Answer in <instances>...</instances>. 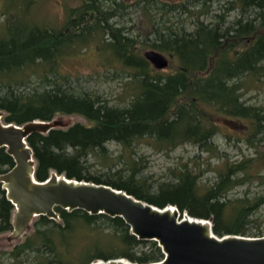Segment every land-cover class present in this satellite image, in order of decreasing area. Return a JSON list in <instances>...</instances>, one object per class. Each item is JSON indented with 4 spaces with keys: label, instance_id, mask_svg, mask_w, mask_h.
Returning <instances> with one entry per match:
<instances>
[{
    "label": "trees",
    "instance_id": "trees-1",
    "mask_svg": "<svg viewBox=\"0 0 264 264\" xmlns=\"http://www.w3.org/2000/svg\"><path fill=\"white\" fill-rule=\"evenodd\" d=\"M42 2L0 0L3 118L22 124L78 113L89 123L28 134L36 179L56 171L106 183L158 206L173 204L209 218L218 235L264 234L259 222L255 232L249 226L264 210V150L258 147L264 142V103L244 98L264 81V0H63L60 23L40 18ZM131 5L147 15V38L126 26ZM191 17L189 29L185 21ZM145 47L168 54L173 69L155 68L143 55ZM89 50L97 53L101 66L125 75L118 97H128L125 103H111L72 84L73 77L61 69L65 59ZM215 116L245 122L241 137L255 148L253 154L222 155L209 183L202 181L204 168L184 162L149 192L145 177L138 174L142 155L133 146L147 140L157 151H168L190 143L214 152L221 127ZM109 142L130 154L111 155ZM92 156L110 169L121 161L124 166L114 172L123 173H91ZM12 164V156L0 147V172ZM252 184L259 190L252 191ZM13 210L0 182V232L12 229ZM56 210L59 219L35 216L29 231L7 250L10 260L5 264H90L117 257L149 262L164 256L156 240L138 238L119 215Z\"/></svg>",
    "mask_w": 264,
    "mask_h": 264
},
{
    "label": "water",
    "instance_id": "water-1",
    "mask_svg": "<svg viewBox=\"0 0 264 264\" xmlns=\"http://www.w3.org/2000/svg\"><path fill=\"white\" fill-rule=\"evenodd\" d=\"M143 55L157 69L169 63L167 55L154 48L144 50ZM60 123L51 118L17 124L5 120L0 109V147H5L13 158V164L0 172L6 198L14 205L9 239L20 238L39 214L59 219L57 206L81 208L121 216L132 233L141 239L156 240L164 253L157 261L117 257L98 258L90 264H264V234L218 235L209 218L193 216L173 204L158 206L106 183L69 178L56 171L44 180L36 179V159L27 136L33 131L47 132Z\"/></svg>",
    "mask_w": 264,
    "mask_h": 264
},
{
    "label": "rangeland",
    "instance_id": "rangeland-1",
    "mask_svg": "<svg viewBox=\"0 0 264 264\" xmlns=\"http://www.w3.org/2000/svg\"><path fill=\"white\" fill-rule=\"evenodd\" d=\"M40 7V18L42 20H48L50 22L60 23L64 18L63 12V0H43ZM68 1V0H66ZM74 1V0H72ZM177 1V0H169ZM130 13L125 16L126 26L132 28V32H140L141 38H147L148 32L150 30V24L148 23L147 15H144L142 9L138 5L130 6ZM234 14V13H233ZM191 18H187L185 21V26L187 28H192ZM150 47H145L146 50ZM169 58V63L164 69L166 71L172 70L174 67L170 56L166 54ZM100 59L94 50L85 51L73 57H69L64 60L62 70L69 73L71 77L69 78L72 84H78L82 89H88L99 93L102 97H105L111 103L123 104L128 100V97L124 99H118L122 95V85L121 81H124L125 75L118 70L117 73L114 72L113 67L101 66L99 63ZM108 74V75H107ZM244 98L252 103L260 104L264 103V81L259 82L255 87H251L245 94ZM61 121L58 125L60 127H66L74 122L89 123V121L82 115L78 113H58L54 116ZM215 122L221 124L219 132L214 137V142L216 143V148L214 152L211 151H201L197 146L185 143L177 146L172 150H160L154 149L147 140H142L141 142L133 146V150L142 155V167L138 172L139 175H143L146 179L145 185H147L149 192H154L157 188V183L167 180L172 177V169L182 166L184 162H188L189 165L205 169L202 181L209 183L214 178L213 167L217 166L221 161V156H229L230 158L239 157L242 153L252 155L255 148L247 145L243 140L242 133L246 128L245 122L240 119H226L224 117L215 116L213 117ZM230 134L228 137L226 134ZM261 150H264L263 144H258ZM107 151L111 155H117L123 153V156L129 155L128 150L115 142H109L107 145ZM209 162V163H208ZM89 171L91 173H113L123 171L119 170L114 172V169L124 166L120 161V165L110 169L109 165H102L98 162V159L92 156L89 159ZM122 168V167H121ZM143 168V169H142ZM127 169V168H125ZM126 174V172H124ZM257 184H252L250 186L252 191L259 190L260 186ZM237 190H242V187L236 188L232 193ZM264 210L259 211L255 216L257 220L250 223L249 226L252 228L253 232L257 229L255 225L259 222L260 230L264 231ZM263 212V213H261ZM261 213V214H260ZM260 214V215H259ZM29 227L26 232L29 231ZM11 230L0 232V263H7L10 258L8 256L7 250L11 248L14 242L20 238L9 239V234Z\"/></svg>",
    "mask_w": 264,
    "mask_h": 264
}]
</instances>
